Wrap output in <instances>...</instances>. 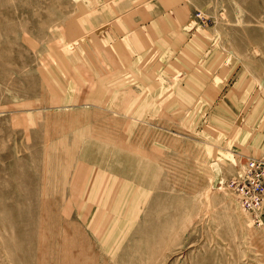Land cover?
<instances>
[{"label": "rangeland", "instance_id": "374dc122", "mask_svg": "<svg viewBox=\"0 0 264 264\" xmlns=\"http://www.w3.org/2000/svg\"><path fill=\"white\" fill-rule=\"evenodd\" d=\"M125 1L0 0V264H264V0Z\"/></svg>", "mask_w": 264, "mask_h": 264}, {"label": "built area", "instance_id": "2783aa9c", "mask_svg": "<svg viewBox=\"0 0 264 264\" xmlns=\"http://www.w3.org/2000/svg\"><path fill=\"white\" fill-rule=\"evenodd\" d=\"M242 211L250 216L251 222L262 226L264 209V157L246 160L239 175L228 183Z\"/></svg>", "mask_w": 264, "mask_h": 264}, {"label": "crops", "instance_id": "0c3cea01", "mask_svg": "<svg viewBox=\"0 0 264 264\" xmlns=\"http://www.w3.org/2000/svg\"><path fill=\"white\" fill-rule=\"evenodd\" d=\"M156 3V4H155ZM133 5L129 1L122 3L123 7H118V11H137L140 10L142 6H153L151 11H157L163 13L164 16L157 21L160 27L165 29L176 26L177 24L182 25V21L187 16L190 11V5L185 2V0H147V2L141 3L140 0H134ZM146 9V8H144ZM114 9L112 8V11ZM244 148H241L239 156L241 158L252 159L254 156L264 154V131L259 135V137L251 136L246 137V141L243 144Z\"/></svg>", "mask_w": 264, "mask_h": 264}]
</instances>
